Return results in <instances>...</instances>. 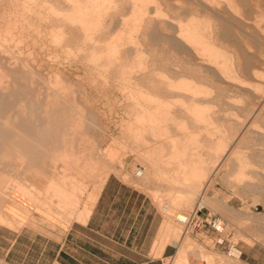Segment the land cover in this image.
Wrapping results in <instances>:
<instances>
[{
  "label": "rangeland",
  "instance_id": "obj_1",
  "mask_svg": "<svg viewBox=\"0 0 264 264\" xmlns=\"http://www.w3.org/2000/svg\"><path fill=\"white\" fill-rule=\"evenodd\" d=\"M4 1L0 0L2 13L7 11ZM40 1L34 0V3L41 5ZM68 1L58 0L55 12L39 5L37 8L35 5L37 14L26 11L34 27H25L21 35L18 30L14 38L1 32V43L12 51L2 52L3 61L15 55L39 70L40 76L35 80L38 90L35 94L17 92L20 100L16 111L26 112L32 127L39 130V135L31 142L34 159L15 152L10 142L0 149L4 153L7 150L6 156L9 152L16 153V158H0V186L4 189L11 181L4 167H13L18 172V179L10 187L4 190L0 187L3 192L0 198L6 200V204L0 206L6 223H0L15 226L35 218L38 224L48 226L56 222H82V213L91 196L98 193L109 173H115L121 180L134 183L146 192L160 212L161 223L164 222L160 238H156V249L166 243L177 245L180 238L183 240L178 251L182 247H187L188 251L182 264L187 263L188 256L204 260L205 264H228L233 260L215 249L211 235L181 234V226L173 220L175 215L200 207L202 198L206 205L201 212L216 213L224 220L222 237L238 245H255L264 250V171L258 168L264 166V161L258 158L264 154V106L258 107L256 99V96H264V0H248V4L234 0L237 9H230L226 4L228 0H102L96 15L103 26L86 32L89 35L86 39L79 24L65 20L66 15H71L66 9L73 3V0ZM142 17L147 20L141 22ZM149 19L156 22L153 27ZM187 25L195 28L200 43L216 45L229 61L223 66L206 62L203 59L209 56L207 52L194 53L185 41L182 48L169 40L171 36L180 41L178 28L183 30ZM56 33L59 34L55 36ZM144 33L150 34L146 37ZM153 36H157L154 41ZM94 40L99 47L112 46L121 51H118L120 54L128 50L132 55L133 50L140 49L142 57L139 55L140 60L130 57L127 62L121 59L123 63L119 60L115 66L105 61H98V65L90 57ZM198 47L201 50L202 46ZM56 70L63 74L55 73ZM19 95L23 96L22 100ZM147 110L154 112L151 117ZM166 111L170 112L165 116ZM145 112L148 116H143ZM140 116L148 118L140 120ZM149 118L157 121L154 127L152 123H148L152 126L143 123ZM72 120L73 123H69ZM150 134L161 137L158 140ZM181 134L184 138L180 140ZM65 143L67 146L71 143L74 151L79 152V163L85 171L68 166L60 159V147ZM171 144L191 154L186 151L180 156H171L168 154ZM93 147L91 160L96 164L91 169L85 161ZM156 149L160 151L158 155ZM231 152H236L237 156L231 154V160L225 162L224 157ZM198 158L211 167L210 171L217 167L218 170L212 171L211 176L208 173L200 189L188 199L186 194H180L185 189L177 184L173 187L170 178L185 173L176 172L177 165L168 163L183 159L188 166H199L202 163ZM235 161L247 163L242 175L233 167ZM151 163L163 170L157 171L154 179L147 180L145 172ZM138 166L142 175L134 177ZM19 179L30 185L29 190L15 188ZM6 195L12 199L7 200Z\"/></svg>",
  "mask_w": 264,
  "mask_h": 264
},
{
  "label": "crops",
  "instance_id": "obj_2",
  "mask_svg": "<svg viewBox=\"0 0 264 264\" xmlns=\"http://www.w3.org/2000/svg\"><path fill=\"white\" fill-rule=\"evenodd\" d=\"M93 203L82 222L48 226L35 218L27 223L15 219L22 223L15 226L0 223V264H177L183 240L156 249L164 221L148 194L134 183L109 173ZM214 247L224 254L223 244ZM237 252L235 262L264 264L259 246L236 244ZM190 260L195 259L188 256Z\"/></svg>",
  "mask_w": 264,
  "mask_h": 264
},
{
  "label": "bare ground",
  "instance_id": "obj_3",
  "mask_svg": "<svg viewBox=\"0 0 264 264\" xmlns=\"http://www.w3.org/2000/svg\"><path fill=\"white\" fill-rule=\"evenodd\" d=\"M20 1V2H19ZM66 2L68 1V0H65ZM72 1V0H71ZM101 1L102 0H73V3L71 4V7L70 8H67L66 9V11H68V12H70L71 13V15H69V16H67L66 14V17H65V20H68V21H70L72 24H79L80 26H81V30L80 31H84L85 32V34H86V32H88V31H90L91 29H93V28H95V27H97V26H101L102 24L100 23V21H99V19H100V17L98 16V15H96V13H97V9L98 8H100L101 7ZM208 1V0H207ZM241 4L243 3V4H248V0H238ZM237 1V2H238ZM3 2V1H2ZM6 4L5 5H7V11L5 12L4 11V13H2V12H0V46H2V48L3 49H1L0 50V149H3V144H5L6 142L8 143V142H10L11 143V145H12V147H14L16 150H15V152H21V154L22 155H29V158L30 157H33V155H34V153L35 152H32L33 150V145L31 146V142L33 141L34 142V139H36L37 138V136L39 135V130L37 131L36 130V128L33 126L32 127V120L27 116V114H26V112L25 113H23L22 111H16V110H18L17 108V104H18V102H19V98H18V95H17V92L18 91H21V93H23L24 91H26L25 93L27 94V93H33V94H35V92H37L38 90H37V87H36V82H35V80H36V78H38L40 75V73H39V70L37 71V70H35V69H33L34 67L33 66H28L26 63H24V62H22L21 60H18V58H16V56L15 55H10L11 57H7V58H5V61H3V56H2V52L4 53V52H12V51H9L8 50V47L7 46H5L3 43H1V32H4L5 34L7 33V34H9V37H13V36H15V31L16 30H18V34H20V33H22V30L26 27H30V26H33L32 25V23L30 22L31 20H30V16H28L27 14H26V11H28V12H30L31 14L32 13H34V14H37V11H36V8H37V6L38 7H40V6H42V7H45L47 10L49 9L50 11H53V12H55V4H56V2H58V0H41L40 2L42 3L41 5L39 4V3H34V0H5L4 1ZM19 2V3H18ZM69 2V1H68ZM209 3V2H208ZM1 2H0V10H1ZM20 4V5H19ZM205 4V3H204ZM226 4H228V6H229V8L231 7L232 9H237V8H239L238 7V5L236 4V2L234 1V0H228V3L226 2ZM18 5L21 7V8H18ZM35 5H36V8H35ZM73 5V6H72ZM142 7V6H141ZM140 8V7H139ZM230 8V9H231ZM6 9V8H5ZM172 9V8H171ZM228 10V9H227ZM235 11V10H234ZM56 12H57V10H56ZM237 12V11H236ZM38 13H39V11H38ZM175 13V12H174ZM30 14V15H31ZM33 14V15H34ZM48 14V13H47ZM57 14H58V12H57ZM98 16V17H97ZM144 16V15H143ZM63 19V18H62ZM152 19V18H151ZM172 19V18H171ZM175 19V18H174ZM174 19H172V20H174ZM49 20V19H48ZM145 20H147V19H145V17H142V18H140V21L141 22H143V21H145ZM150 20V19H149ZM153 20V19H152ZM45 22V21H44ZM65 22H67V21H65ZM147 22H149V21H147ZM173 22V21H172ZM145 23V22H144ZM143 23V24H144ZM150 23H153L152 24V27H153V25L156 23H154V22H151V20H150ZM149 23V24H150ZM160 23V22H159ZM158 23V24H159ZM167 23V22H166ZM59 24V23H58ZM142 24V23H141ZM141 24H140V26H141ZM162 24H163V22H162ZM46 25V24H45ZM146 25H148V24H146ZM145 25V26H146ZM151 25V24H150ZM182 25V24H181ZM189 25V24H188ZM187 25V27L186 26H184V28H183V30L181 29V28H178V35L180 34V41L178 40V39H174V38H172L171 36V38L172 39H170V37H168L169 38V40H172L173 42H174V44H178L179 46H183L184 48H185V44H184V42L183 41H185L193 50H194V53H196L195 51H197V50H199V52L200 51H202L201 53H199V54H202L203 52H207L208 53V57L206 58V59H203V60H205L206 62L208 61V62H211V63H214V64H216V65H225L226 63H227V61H229V59L227 60V57L225 58V56H224V54L221 52V51H219V50H217V48H216V45L215 46H209V45H207L206 43L204 44L203 42H201L200 43V40H198V38H197V36H198V33L195 31V28L194 29H192L193 27L190 25V26H188ZM36 26V25H35ZM54 26V25H53ZM103 26V25H102ZM143 26V25H142ZM158 26V25H157ZM163 26V25H162ZM34 27V26H33ZM149 27V26H148ZM151 27V26H150ZM159 27H160V25H159ZM190 27H192V28H190ZM50 28V27H49ZM99 28V27H98ZM144 28V27H143ZM155 28H157V27H155ZM164 28V27H163ZM31 29H32V27H31ZM96 29V28H95ZM146 29V28H145ZM144 29V30H145ZM150 29V28H149ZM160 29H162V28H160ZM169 29V28H168ZM37 29L35 28V31H36ZM59 30H61V29H59ZM58 30V31H59ZM109 30V29H108ZM148 30V29H147ZM151 30V29H150ZM164 30H166V29H164ZM30 31V30H29ZM58 31H56V32H58ZM101 31V30H100ZM168 31V30H167ZM28 32V31H27ZM33 32V31H32ZM61 32V31H60ZM47 33V32H46ZM62 33V32H61ZM143 33V32H142ZM4 34V35H5ZM23 34V33H22ZM26 34V33H25ZM37 34V33H36ZM53 34H55V33H53ZM57 34H59V33H56V35L55 36H57ZM64 34H65V32H64ZM63 34V35H64ZM84 34V33H83ZM148 34H150V33H144V35L147 37V35ZM229 34V33H228ZM21 35V34H20ZM51 35V34H50ZM82 35V34H81ZM102 35V34H101ZM143 35V36H144ZM23 36V35H22ZM86 36H87V34H86ZM89 36V35H88ZM88 36L87 37H85V39L86 38H88ZM166 36H168V35H166ZM228 36V35H227ZM25 37V36H24ZM23 37V38H24ZM32 37V36H31ZM62 37V35H60L57 39H59L60 40V38ZM92 37V36H91ZM157 37V36H156ZM156 37H154L153 36V41L154 40H156ZM178 37V38H179ZM14 38V37H13ZM93 38V37H92ZM166 38V37H165ZM177 38V37H176ZM183 38V39H182ZM5 39H6V37H5ZM29 39V38H28ZM65 39V38H64ZM99 39V38H98ZM182 39V40H181ZM13 40V39H12ZM17 40H19V38L17 39ZM52 40H53V38H52ZM58 40V41H59ZM121 40V39H120ZM147 40V39H146ZM199 42H198V41ZM27 41H29V40H27ZM56 41V40H55ZM208 41H210V40H208ZM26 42V41H25ZM33 42V41H32ZM134 42V41H133ZM17 43V42H16ZM34 43V42H33ZM35 43H37V41L35 42ZM46 43V42H45ZM49 43V42H48ZM59 43V42H58ZM94 43V44H93ZM92 44H93V46H91V47H93L92 48V51H91V54H90V57H91V59L93 60V61H95L96 63L98 62V61H105V62H107V64L109 65V64H113V66H115V63L117 64V62L120 60L121 61V59H123V61L125 60H127L128 58H134V60H138V58L137 57H139V60H140V58L142 57L141 55H140V49H138V51H139V53H138V51H137V49L136 50H133V52L132 51H130V52H132V55L131 54H129V52H128V50H126V51H123L124 53L121 55L119 52H121V51H119V50H114V49H112L111 47H108L107 46V49H106V47H105V49H103V47L101 48V47H99V44H97L98 42L97 41H95L94 40V42H93ZM135 43H137V42H135ZM211 43H212V41H211ZM27 44V43H26ZM30 44H32L31 43V41H30ZM29 44V42H28V45H30ZM86 44V43H85ZM113 44V43H112ZM111 44V45H112ZM118 44V43H117ZM134 44V43H133ZM21 45V44H20ZM37 45V44H36ZM89 45V44H88ZM104 45V44H103ZM113 45H115V44H113ZM135 45H138V44H135ZM198 45H200V46H202V47H200L201 48V50L199 49V47H198ZM32 46H35V45H32ZM57 46V45H56ZM63 46V45H62ZM66 46V45H65ZM109 46H110V44H109ZM187 46V45H186ZM40 47V46H39ZM60 47V46H59ZM81 47V46H80ZM90 47V48H91ZM182 47V48H183ZM189 47V48H190ZM10 48V47H9ZM25 48H26V46H25ZM35 47H33V49H34ZM89 48V49H90ZM135 48H137L136 46H135ZM181 48V49H182ZM188 48V47H187ZM79 49V48H78ZM111 49V50H110ZM133 49V48H132ZM191 49V50H192ZM22 50V49H21ZM30 50V49H29ZM36 50V49H35ZM123 50V49H122ZM186 50V49H185ZM31 51V50H30ZM30 51H28V52H30ZM119 51V52H118ZM32 52V51H31ZM181 52V51H180ZM193 51H191V53H192ZM143 53V52H142ZM193 53V54H194ZM197 53H198V51H197ZM31 53H29V55H30ZM205 54V53H204ZM33 55V54H32ZM70 55V54H69ZM141 57H140V56ZM194 56V55H193ZM197 56V55H196ZM200 56V55H199ZM202 56V55H201ZM204 56V55H203ZM37 57V56H36ZM192 57V56H191ZM206 57V56H205ZM205 57H203V58H205ZM60 58V57H59ZM209 58V59H208ZM35 59V58H34ZM132 59H130V60H132ZM199 59V58H198ZM162 60V59H161ZM203 60L201 61V62H203ZM26 61V60H25ZM124 61V62H125ZM128 61V60H127ZM126 61V62H127ZM221 61V62H220ZM104 62V63H105ZM122 62V61H121ZM28 63V62H27ZM123 63V62H122ZM98 64V63H97ZM106 64V65H107ZM118 64H120V63H118ZM133 64V63H132ZM153 64V63H152ZM155 64V63H154ZM195 64V63H194ZM200 64V63H199ZM229 64H230V62H229ZM38 65V64H37ZM36 65V66H37ZM99 65V64H98ZM108 65H107V67H108ZM126 65V64H125ZM150 65V64H149ZM206 65V64H205ZM207 65H209V64H207ZM88 66V65H87ZM95 66V65H94ZM119 67H120V65H118ZM124 66V65H123ZM127 66H128V64H127ZM127 66L125 67V68H127ZM153 66V65H152ZM227 66V67H226ZM225 67L226 68H228V64L226 65ZM33 67V68H32ZM96 67V66H95ZM98 67V66H97ZM104 67V66H103ZM150 67V66H149ZM204 67V66H203ZM216 67V66H215ZM221 67V66H220ZM102 68V67H101ZM104 68H106V67H104ZM113 68V67H112ZM111 68V69H112ZM117 68V67H116ZM116 68H114V69H116ZM121 68H123V67H121ZM200 68V67H199ZM209 68V67H208ZM207 68V69H208ZM214 68V67H213ZM223 68V67H222ZM132 69V68H131ZM194 69V68H193ZM196 69H197V67H196ZM225 69V68H224ZM105 70V69H104ZM118 70V69H117ZM119 70H120V68H119ZM118 70V71H119ZM124 70V69H123ZM122 70V71H123ZM57 71V72H56ZM55 71V73H59L60 74V71L59 70H56ZM106 71H107V69H106ZM105 71V72H106ZM113 71V70H112ZM117 71V72H118ZM154 71V70H153ZM200 71V70H199ZM151 72V71H150ZM195 72V71H194ZM109 73V72H108ZM112 73V72H111ZM120 73H122L121 71H120ZM153 72H151L150 74H152ZM195 73H197V72H195ZM57 74H54L55 76L57 75ZM63 74V73H62ZM62 74H60V75H62ZM107 74V73H106ZM124 74V73H123ZM125 74H126V72H125ZM124 74V75H125ZM198 74V73H197ZM121 75V74H120ZM201 75V74H200ZM54 76V77H55ZM58 76V75H57ZM128 77V76H127ZM59 78V77H58ZM39 82V81H38ZM58 84V83H57ZM171 84V83H170ZM50 85V84H49ZM134 85V84H133ZM127 86V85H126ZM140 86V85H139ZM153 86V85H152ZM48 88H49V86H47ZM47 88V89H48ZM141 88H142V86H141ZM41 89V88H40ZM51 89V88H50ZM137 89V88H136ZM135 89V90H136ZM54 90H52V92H53ZM136 91H138V90H136ZM142 92V91H141ZM140 92V93H141ZM20 94V93H19ZM52 94V93H51ZM36 95H37V93H36ZM28 96V95H27ZM19 97L21 98V100H22V97L19 95ZM257 98V106L258 107H263L264 106V96L263 95H260V96H256ZM29 98V97H28ZM31 98V97H30ZM29 98V99H30ZM155 98V97H154ZM27 99V98H26ZM156 100V99H155ZM22 102V101H21ZM20 102V103H21ZM32 103V102H31ZM19 105V104H18ZM30 105V104H29ZM33 105V104H32ZM150 105V104H149ZM162 105H164V104H162ZM25 106V105H24ZM160 106V105H159ZM152 107V106H151ZM148 108V107H147ZM150 108V107H149ZM27 109V108H26ZM28 109H29V107H28ZM19 110H20V108H19ZM146 110V109H145ZM143 111V110H142ZM201 111V110H200ZM147 112H148V114L150 115L152 112H150L149 113V111L147 110ZM147 112H145V114H143V116L144 115H146L147 114ZM170 112V111H169ZM168 112V113H169ZM193 112H195L194 110H193ZM192 112V113H193ZM10 113H12V115H10ZM44 113V112H43ZM144 113V112H143ZM154 113V112H153ZM166 113H167V111L164 113V115L166 116ZM167 113V114H168ZM197 113V112H196ZM196 113H194V114H196ZM159 114H161V113H159ZM193 114V115H194ZM197 114H199V112L197 113ZM74 115H75V113H74ZM79 115V114H78ZM139 115V114H138ZM146 116H148V115H146ZM145 116V117H146ZM153 116V115H152ZM160 116V115H159ZM137 117V116H136ZM141 117V116H140ZM145 117H141L142 119H140L139 117V119L140 120H143V119H145ZM149 117H151V115L149 116ZM154 117H155V115H154ZM146 118H148V117H146ZM153 118V117H152ZM34 119V118H33ZM159 119H161V118H159ZM78 120V119H77ZM139 120V121H140ZM79 121V120H78ZM148 121V120H147ZM147 121H145L144 120V124H147V125H149V126H152L153 125V123H156L157 121L156 120H153V119H150L149 118V121L147 122ZM161 121V120H160ZM35 122V121H34ZM46 122V121H45ZM65 122H67V121H65ZM141 122V121H140ZM145 122H147V123H145ZM43 123H44V120H43ZM68 123V122H67ZM66 123V124H67ZM69 123H73V120L72 121H70ZM142 123V124H143ZM148 123H152V125H150V124H148ZM158 123H159V125L158 126H161V122H159L158 121ZM34 124V123H33ZM76 125V124H75ZM68 126V125H67ZM73 126V125H72ZM148 127V126H147ZM153 127H154V125H153ZM153 127H151V128H149V130L151 129V131H154L153 130ZM157 127V126H156ZM71 128V127H70ZM75 128V127H74ZM79 128V127H78ZM159 128V127H158ZM41 129V128H40ZM155 129V128H154ZM70 131L71 130H73V129H69ZM181 130H184V129H182L181 128ZM45 132H46V130H44ZM74 131H75V129H74ZM77 131H78V129H77ZM150 131V132H151ZM157 131V130H156ZM41 133V132H40ZM72 133V132H71ZM77 133V132H76ZM155 133V132H154ZM159 133V132H158ZM164 133V132H163ZM41 134H44V133H41ZM58 134V133H57ZM69 134H70V132H69ZM172 134V133H171ZM183 134H185V133H183ZM71 135V134H70ZM73 135H74V133H73ZM72 135V136H73ZM76 135V134H75ZM152 134H150V136H151ZM169 135V134H168ZM182 135V134H181ZM140 136H142L141 134L139 135V138H140ZM152 136H154L155 137V139H158L159 138V136L161 137V135H152ZM151 136V137H152ZM184 135H182V137L180 138V140L181 139H183L184 137H183ZM187 136V135H186ZM172 137V136H171ZM169 138H170V136H169ZM178 138V139H179ZM218 138V137H217ZM216 138V139H217ZM242 138V137H241ZM90 139V138H89ZM89 139H87V140H89ZM160 139V138H159ZM158 139V140H159ZM167 139V138H166ZM171 139V138H170ZM169 139V140H170ZM221 139V138H220ZM240 139V138H239ZM244 139V138H243ZM43 140V139H42ZM41 140V141H42ZM154 140V139H153ZM158 140H155V141H158ZM173 140V139H172ZM171 140V141H172ZM175 140H177V139H175ZM185 140V139H184ZM169 142V141H168ZM175 142V141H174ZM181 142V141H180ZM36 143V142H35ZM69 144V143H68ZM10 145V144H9ZM160 145V144H159ZM195 146V145H194ZM199 146V145H198ZM221 146V145H220ZM2 147V148H1ZM31 147H32V149H31ZM95 147V146H94ZM94 147L93 148H91L90 149V151H89V153H88V158H87V160L85 161V164L86 165H89L90 166V168L91 169H94L93 167H94V165L96 164L95 163V161L94 160H91L92 158L91 157H93V154H94ZM196 147H197V145H196ZM218 147V146H217ZM8 148V147H7ZM13 149V148H12ZM60 149H61V152L59 153V157H60V159H63L64 160V164H66V165H68V166H71V167H75V168H78V169H80V171H85L83 168H81V165L82 164H80L79 163V159H78V151H74V149H73V147L71 146V143H70V145H68L67 146V144L65 143L64 145H62V147H60ZM59 149V150H60ZM160 149V148H159ZM171 150H170V152L168 153L169 155H171V156H180L179 154H182L183 152L182 151H180V148H178L177 147V145H173L172 146V144H171V148H170ZM59 150H57V154H58V152H59ZM157 150V149H156ZM169 150V149H168ZM184 150V149H183ZM194 150V149H193ZM217 150V149H216ZM9 151V150H8ZM13 151V150H12ZM187 151V150H186ZM185 151V152H186ZM195 151V150H194ZM1 152H3L2 150H1ZM0 152V158H3V157H13V158H16V157H14V156H16V153L14 154V152H9L8 154H7V156H6V152H7V150L5 151V153L3 154V153H1ZM156 152V154L158 155L159 153H160V151L159 150H157V151H155ZM184 152V153H185ZM195 152H197V151H195ZM215 152V151H214ZM162 153V152H161ZM187 153L188 154H191V153H189L188 151H187ZM216 154V152L214 153V155ZM231 154H234V155H236V152H231L229 155H226L225 157H224V161L225 162H227V160H228V162L231 160ZM193 155H194V153H193ZM195 155L196 156H198L196 153H195ZM200 156V155H199ZM237 156V155H236ZM87 157V156H86ZM194 157V156H193ZM233 157V156H232ZM28 158V159H29ZM37 158V157H36ZM196 158V157H195ZM259 159H262V161H264V154L263 155H261L260 157H258ZM28 159H26V160H28ZM33 159H34V157H33ZM175 159V158H174ZM32 160V159H31ZM30 160V161H31ZM62 160V161H63ZM190 160V159H189ZM194 160V159H193ZM198 160H200L199 158H198ZM215 160V159H214ZM240 160V159H239ZM203 161V160H202ZM202 161L200 160L199 162H201L202 163ZM242 161V160H241ZM29 162V161H28ZM194 162V161H193ZM193 162H192V164H193ZM195 162H197L196 160H195ZM198 162V163H199ZM216 162V161H215ZM236 162V161H235ZM238 162V163H237ZM236 162V165H234L233 167L235 168V169H237V171H238V173L237 174H239V175H242V172H243V170L245 169V168H247V163L246 164H242V162H239V161H237ZM243 162V163H244ZM30 163V162H29ZM83 163V162H82ZM176 164L177 165V168H176V172H183V173H185V174H182L180 177H170L171 179H172V181H171V185L173 186V187H177V186H175L176 184L177 185H180L181 187H183V189H185V191H181L180 192V194H186V195H184V196H191V194L193 195L194 193L196 194V192H197V190H199L200 189V183H201V181L204 179V177H206L207 176V174L209 173V175L211 176L212 175V173L213 172H215V170L218 168H215L213 165H212V163H214V161L213 160H211V162H210V164L213 166V168H215V170L212 172V171H210V169H211V167H209V165L206 163V164H204V162L202 163V164H200L199 166H198V164H196V165H191V166H188L187 165V163H186V161L185 160H178V159H176V161L175 160H171V161H169V163L168 164ZM221 163V162H220ZM31 164V163H30ZM204 164V165H203ZM250 164V163H249ZM248 164V165H249ZM215 165V164H214ZM216 166V165H215ZM220 166V165H219ZM252 166V164L249 166V167H251ZM82 167H84L85 168V166H82ZM6 170H7V174H9V175H11V181L9 182V183H7L6 184V186L4 187V189H7L8 187H10L11 185H12V182L14 183L15 181H16V179H18V176L16 175L18 172L16 171V169L15 168H13V167H4ZM258 168L260 169V170H262V172L264 171V166H258ZM162 171L163 169H161V168H159V166L158 165H156V164H152L151 163V167L145 172V179H147V180H151V179H154L155 177H157V171ZM218 170V169H217ZM236 171V170H235ZM236 171V172H237ZM246 173V172H245ZM215 174V173H214ZM264 174V173H263ZM262 174V175H263ZM141 175H142V171H141ZM140 175V176H141ZM8 176V175H7ZM238 176V175H237ZM261 178V177H260ZM2 180H5V179H2ZM9 181V180H8ZM19 183H17L16 185V187L15 188H18V189H24V190H26V189H28L29 187H30V185L29 184H27V182L25 181V180H23V179H19ZM261 181V180H260ZM264 183V182H263ZM1 185V184H0ZM14 185V184H13ZM3 186V185H2ZM1 187V186H0ZM1 189H3L2 187H1ZM3 189V190H4ZM264 189V188H263ZM29 190V189H28ZM19 191V190H18ZM20 191H23V190H20ZM30 192V191H29ZM0 193L2 194L3 192H1V190H0ZM25 193V192H24ZM0 194V195H1ZM171 195V194H170ZM1 196H3V195H1ZM7 196V195H6ZM172 196V195H171ZM182 196V195H181ZM194 196V195H193ZM4 197H5V193H4ZM96 197H97V194H93L92 196H91V199H90V201L87 203V208L83 211V213H82V218H84V220H86L87 219V216H88V214H89V212H90V208H91V205H92V203L95 201V199H96ZM176 197V196H175ZM186 197V198H187ZM189 197H188V199H189ZM3 198V197H2ZM5 199V198H4ZM3 199V200H4ZM6 199L7 200H11L12 199V197H6ZM180 199V198H179ZM178 200V199H177ZM182 200V199H181ZM184 200V199H183ZM182 200V201H183ZM6 200H4V201H2L1 200V198H0V206H2V205H4V204H6V202H5ZM187 201V200H186ZM186 201H185V203H186ZM11 202V201H10ZM175 202H177V201H175ZM188 202V201H187ZM179 204H180V202H178ZM184 203V204H185ZM94 204V203H93ZM200 204L201 205H199L200 207H203L204 205H206V200L204 199V198H202V200L200 201ZM165 210H167V209H165ZM3 217V214H1L0 213V218H2ZM89 217V216H88ZM162 228V227H161ZM159 238H160V234H159ZM190 242H191V240H190ZM194 243V242H193ZM188 244L186 243V246H187ZM192 245V244H191ZM189 247H190V245H188ZM193 246V245H192ZM188 251V248L187 247H182V249H180V251H179V258H178V261L176 262L177 264H182V260H183V262L185 261V253ZM234 252V254H235V251H233ZM184 258V259H183ZM229 258H237V257H229ZM235 262H234V260H230L229 261V263L228 264H234ZM237 263V262H236ZM235 263V264H236Z\"/></svg>",
  "mask_w": 264,
  "mask_h": 264
},
{
  "label": "built area",
  "instance_id": "obj_4",
  "mask_svg": "<svg viewBox=\"0 0 264 264\" xmlns=\"http://www.w3.org/2000/svg\"><path fill=\"white\" fill-rule=\"evenodd\" d=\"M141 171L142 169L140 168V166L136 167L135 171L133 172V176L139 177L141 175ZM201 211L202 207H198L195 210L183 212L180 216H173V220L181 226V234L199 233L204 234L205 236L211 235V237L213 238L214 246L222 244L224 245L222 250L225 256L238 257V252L236 255L233 252H236V243L231 242L221 236V233L223 232L225 226L222 217L213 212L203 214ZM186 264H205V262L204 260H190L187 261Z\"/></svg>",
  "mask_w": 264,
  "mask_h": 264
}]
</instances>
